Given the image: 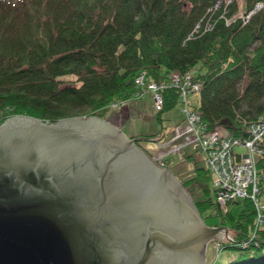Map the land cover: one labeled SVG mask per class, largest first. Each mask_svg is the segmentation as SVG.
I'll return each mask as SVG.
<instances>
[{
  "label": "trees",
  "instance_id": "obj_1",
  "mask_svg": "<svg viewBox=\"0 0 264 264\" xmlns=\"http://www.w3.org/2000/svg\"><path fill=\"white\" fill-rule=\"evenodd\" d=\"M143 75L162 87L193 76L208 131L249 140L264 123V0H0V127L17 116L48 123L98 116L137 98ZM164 94L160 122L182 102L180 90ZM258 165L263 202L264 155ZM213 180L200 167L183 183L196 188L206 224L229 229L236 241L224 247L239 257L214 264H264V228L252 241L255 203L239 199L224 209Z\"/></svg>",
  "mask_w": 264,
  "mask_h": 264
},
{
  "label": "water",
  "instance_id": "obj_2",
  "mask_svg": "<svg viewBox=\"0 0 264 264\" xmlns=\"http://www.w3.org/2000/svg\"><path fill=\"white\" fill-rule=\"evenodd\" d=\"M98 116L0 127V264H207L211 228L185 184Z\"/></svg>",
  "mask_w": 264,
  "mask_h": 264
},
{
  "label": "built area",
  "instance_id": "obj_3",
  "mask_svg": "<svg viewBox=\"0 0 264 264\" xmlns=\"http://www.w3.org/2000/svg\"><path fill=\"white\" fill-rule=\"evenodd\" d=\"M232 1H230V4ZM261 8V7H260ZM250 19V18H249ZM201 28V26H199ZM170 84L162 86L148 82L145 75L139 78L140 91L137 97L143 99L147 94H153L157 109L163 110L165 106V94L168 89L181 91L182 102L189 104V97L201 91V85L195 82L191 75L173 76ZM118 106V105H117ZM115 106V107H117ZM187 126L178 130L181 137L186 134H195L199 139L200 152L206 159L208 168L213 173L214 187L218 193L219 203L224 209H228L231 202L239 199H252L259 210V228H264V203L260 185L259 158L264 154V123L253 126L249 140L224 135L221 131H208L204 125L202 116L198 111L191 112L188 106ZM208 136L206 139L205 137ZM239 148L246 150L239 153ZM234 243V239L230 238Z\"/></svg>",
  "mask_w": 264,
  "mask_h": 264
},
{
  "label": "rangeland",
  "instance_id": "obj_4",
  "mask_svg": "<svg viewBox=\"0 0 264 264\" xmlns=\"http://www.w3.org/2000/svg\"><path fill=\"white\" fill-rule=\"evenodd\" d=\"M240 2L243 4V0H240ZM223 4L224 2L221 1L219 2L217 7H221V5ZM226 4H230V1L228 3L226 2ZM262 8L263 7L261 8L259 7L258 12L261 11ZM76 80L78 79L76 78L70 79V81H75L72 83H76L77 82ZM187 106L191 112L197 111V109L201 106V93L197 92L195 94L190 95L189 104L181 102L177 108L165 113L163 116L164 122H160L159 120L160 111H158L157 109V104L152 94L146 95L143 99L137 97L133 101L122 103L121 106L119 107L105 109L98 113V117L105 121L110 122L115 127L121 129L130 139L150 138L151 136L159 135L161 133H166V132L171 133V136L165 142L154 138L158 141V143H160L159 146L162 148L161 149L162 154L160 153L161 155L158 154L157 151H154L153 149L155 148L154 146H157L155 142L154 145L153 143H146V145H144L142 149H144L149 155L153 154L154 158L159 161L158 163H160L163 166L162 168H168L170 170V164L172 165L173 163L171 167V171L182 182L183 181L188 182L192 179H195L196 170L197 168L200 167H204L208 169L211 176L215 178L211 170L208 168V164L206 159H204L203 153L201 154L200 152L201 148L200 149L198 148L200 147V144L198 143L199 139L196 138L195 134L193 133L186 134L183 137H181L182 134L178 135V130H180L181 127L187 126L188 117L187 114L185 113V109ZM87 118L90 117H86V116L82 117V119H87ZM221 132L224 135H226V131H221ZM207 137L208 136H206L205 139ZM245 152H246L245 149L239 148V153L245 154ZM189 154L194 155L195 157V161L192 163L189 162V160H185L186 156ZM213 182L215 181L213 180ZM260 191H261L260 194L261 197L263 195L261 188ZM189 192L193 198L195 197L194 194H197L196 188L195 190L193 191L190 190ZM215 192H216L217 201H219L218 193L217 191ZM263 203H264V198H263ZM230 204L228 206V209H230L231 207ZM220 205L223 206L221 202ZM257 212L259 213L258 208H257ZM259 221L260 218L257 215V230L255 232L252 241L256 238L258 231L261 230L258 226ZM223 236L225 241H222V243L216 241V242H212L209 245L207 264H214L216 260L217 261L219 260L220 263H225V262L228 263L229 261H232L239 257L240 252L233 249L225 250L224 247V244L228 242L231 243L230 238L234 239L233 234L230 232V235L224 234Z\"/></svg>",
  "mask_w": 264,
  "mask_h": 264
},
{
  "label": "flooded vegetation",
  "instance_id": "obj_5",
  "mask_svg": "<svg viewBox=\"0 0 264 264\" xmlns=\"http://www.w3.org/2000/svg\"><path fill=\"white\" fill-rule=\"evenodd\" d=\"M144 145H146V143H142L140 146H142V147H143Z\"/></svg>",
  "mask_w": 264,
  "mask_h": 264
}]
</instances>
